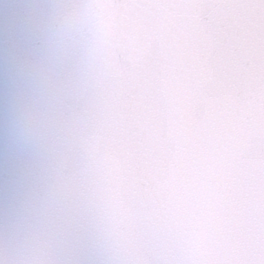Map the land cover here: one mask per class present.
<instances>
[{"label": "clouds", "instance_id": "1", "mask_svg": "<svg viewBox=\"0 0 264 264\" xmlns=\"http://www.w3.org/2000/svg\"><path fill=\"white\" fill-rule=\"evenodd\" d=\"M0 264H264V0H0Z\"/></svg>", "mask_w": 264, "mask_h": 264}]
</instances>
